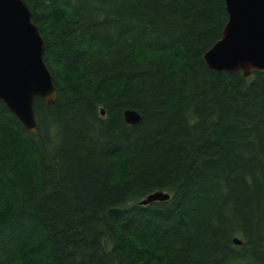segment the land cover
I'll return each mask as SVG.
<instances>
[{
    "label": "trees",
    "instance_id": "obj_1",
    "mask_svg": "<svg viewBox=\"0 0 264 264\" xmlns=\"http://www.w3.org/2000/svg\"><path fill=\"white\" fill-rule=\"evenodd\" d=\"M27 2L58 97L33 133L0 99V264H264V71L204 61L225 0Z\"/></svg>",
    "mask_w": 264,
    "mask_h": 264
},
{
    "label": "water",
    "instance_id": "obj_2",
    "mask_svg": "<svg viewBox=\"0 0 264 264\" xmlns=\"http://www.w3.org/2000/svg\"><path fill=\"white\" fill-rule=\"evenodd\" d=\"M225 3L228 21L220 39L204 54V61L218 72L242 71L250 76L254 70L264 71V0ZM45 50L46 41L27 0H0V99L32 133L38 129L36 97L50 104L58 97ZM124 117L131 125L141 121L140 113L134 109H126ZM170 196L156 191L141 199L140 204Z\"/></svg>",
    "mask_w": 264,
    "mask_h": 264
}]
</instances>
